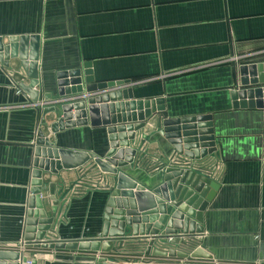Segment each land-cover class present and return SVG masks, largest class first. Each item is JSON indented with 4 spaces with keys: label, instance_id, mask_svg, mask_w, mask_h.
Instances as JSON below:
<instances>
[{
    "label": "crops",
    "instance_id": "crops-1",
    "mask_svg": "<svg viewBox=\"0 0 264 264\" xmlns=\"http://www.w3.org/2000/svg\"><path fill=\"white\" fill-rule=\"evenodd\" d=\"M21 37L38 38L39 101L31 103L20 89L29 85L30 70L18 58L0 65V251L22 248L38 129L58 149L98 159L109 150L104 128L88 124L53 134L59 109L42 117L56 104L57 75L90 63L95 83L128 81L124 88L134 101L163 99L169 119L211 116L216 148L188 160L161 135L157 114L144 122L123 174L149 192L163 184L167 169L194 173L191 183L200 193L186 189L195 195L210 189L202 180L216 188L188 236L179 231L177 238L157 240L146 255L148 241L125 233L110 243L111 250L120 247L118 259L136 258L144 248L155 260L165 258L155 253L182 254L184 264H264V109L243 108L234 99L237 67L264 64V0H0L3 45ZM26 44L30 49V39ZM42 183L48 215L57 201L51 229L60 241L101 238L116 176L89 160L56 175L44 172ZM111 250L21 253L38 264H101L100 258L112 264Z\"/></svg>",
    "mask_w": 264,
    "mask_h": 264
},
{
    "label": "water",
    "instance_id": "water-1",
    "mask_svg": "<svg viewBox=\"0 0 264 264\" xmlns=\"http://www.w3.org/2000/svg\"><path fill=\"white\" fill-rule=\"evenodd\" d=\"M30 39V49L26 41ZM9 38L3 45L0 38V65L8 66L10 59L18 58L25 69L30 70L27 87L20 86L30 102L39 101L36 62L38 60V38ZM91 64L57 75L56 104L45 108L42 117L59 109L56 123L51 126L53 134L66 129L83 127L104 128L109 150L104 159L84 152L55 148L44 138L40 129L32 145V171L22 248L14 252L0 251V264H28L21 251L42 249L72 252H109L110 243L130 233L132 239L147 240L146 255L150 254L155 241L166 242L176 237L179 231L188 236L191 226L199 225L201 215L214 194L216 185L209 181L203 193L195 195L188 191L192 187L200 193L198 185L192 184L195 175L189 171L167 169L163 184L152 192L146 191L120 171L133 162L135 151L130 148L135 133L144 127V122L153 114L160 117L161 135L173 147L176 154L188 160H199L216 151L213 130L209 122L211 116L183 119H169L164 108V100L134 101L131 89L124 88L129 82L95 83ZM240 90L234 96L243 108L264 109V64L241 65L236 69ZM49 101L51 95H44ZM236 106V105H235ZM137 112V113H136ZM41 124L45 121L42 119ZM93 160L98 169L105 174L116 176V185L110 193L104 211V225L101 238L97 240L60 241L51 229L57 201L52 203L48 215L46 204L41 199L42 174L56 175L62 170L81 167ZM193 178V179H192ZM197 178V177H195ZM184 185V188H183ZM209 189V190H208ZM199 210L198 213H195ZM197 225V226H198ZM198 229L200 227H197ZM172 241L173 243L177 242ZM159 256L185 258L173 252L155 253ZM99 263L108 264L105 258ZM8 262V263H4ZM31 264H38L31 260Z\"/></svg>",
    "mask_w": 264,
    "mask_h": 264
},
{
    "label": "rangeland",
    "instance_id": "rangeland-1",
    "mask_svg": "<svg viewBox=\"0 0 264 264\" xmlns=\"http://www.w3.org/2000/svg\"><path fill=\"white\" fill-rule=\"evenodd\" d=\"M180 164V163H178ZM120 250V247H116L111 252L114 251V254H108V256L110 255V257L108 258L109 262H114L112 264H184V259L183 258H179V257H168L165 256V258H157L155 260V258H151L150 256L145 257L144 256V248L139 249L138 251L140 252L139 256L135 258L134 255H127V258H120L118 259V253ZM124 250V249H123ZM110 252V253H111ZM133 252H134V248H133ZM129 257V258H128ZM167 257V258H166Z\"/></svg>",
    "mask_w": 264,
    "mask_h": 264
},
{
    "label": "built area",
    "instance_id": "built-area-1",
    "mask_svg": "<svg viewBox=\"0 0 264 264\" xmlns=\"http://www.w3.org/2000/svg\"><path fill=\"white\" fill-rule=\"evenodd\" d=\"M27 262H28V264H31V263H30V260H29V261H27Z\"/></svg>",
    "mask_w": 264,
    "mask_h": 264
}]
</instances>
